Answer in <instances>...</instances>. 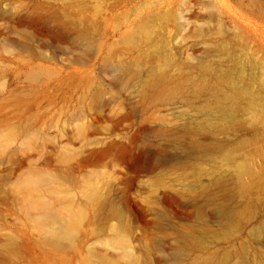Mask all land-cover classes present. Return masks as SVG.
I'll return each instance as SVG.
<instances>
[{
  "label": "rangeland",
  "instance_id": "rangeland-1",
  "mask_svg": "<svg viewBox=\"0 0 264 264\" xmlns=\"http://www.w3.org/2000/svg\"><path fill=\"white\" fill-rule=\"evenodd\" d=\"M262 229L264 0H0V264H264Z\"/></svg>",
  "mask_w": 264,
  "mask_h": 264
},
{
  "label": "bare ground",
  "instance_id": "bare-ground-1",
  "mask_svg": "<svg viewBox=\"0 0 264 264\" xmlns=\"http://www.w3.org/2000/svg\"><path fill=\"white\" fill-rule=\"evenodd\" d=\"M98 153H103V150H100ZM35 182L36 179L34 180L29 179L28 184L32 185L35 184ZM93 194H95V191ZM165 199L168 202L171 201V199L174 200L172 196L171 197L167 196ZM218 212L220 213V211ZM109 214L110 216L116 219H119L121 216V213L114 207L110 208ZM80 216L81 213L79 211L67 210V216L64 220H62L60 216L54 214L53 211L45 209L40 219V222L42 223V226L45 230L44 243H46L49 247H51L54 250H59L69 245L73 240L74 226L76 222L79 220ZM221 216L224 221H227V223L230 224L232 219L227 220V218H231V217L228 216V214H226L225 210L223 209L221 210ZM261 232H263L262 234L264 235V229H262ZM196 235H201V234L192 228L187 230V232H185L184 234H180V236L178 237L179 243L181 242L180 245L192 242V240H195ZM114 238L122 241L123 236L122 233H120L119 229L114 231ZM178 254H179V249H177L172 253V259H173L172 264H178V262L176 261ZM92 256H94V258L97 260V264L105 263L102 261L101 257L95 254H92ZM218 263L222 264L221 261L214 263L211 260H209V258H204L203 260H201V264H218Z\"/></svg>",
  "mask_w": 264,
  "mask_h": 264
}]
</instances>
